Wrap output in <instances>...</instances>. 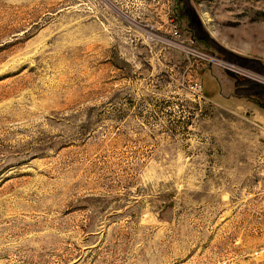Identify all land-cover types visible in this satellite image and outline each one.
<instances>
[{
    "label": "rangeland",
    "instance_id": "374dc122",
    "mask_svg": "<svg viewBox=\"0 0 264 264\" xmlns=\"http://www.w3.org/2000/svg\"><path fill=\"white\" fill-rule=\"evenodd\" d=\"M263 200L264 0H0V264H264Z\"/></svg>",
    "mask_w": 264,
    "mask_h": 264
},
{
    "label": "built area",
    "instance_id": "2783aa9c",
    "mask_svg": "<svg viewBox=\"0 0 264 264\" xmlns=\"http://www.w3.org/2000/svg\"><path fill=\"white\" fill-rule=\"evenodd\" d=\"M171 34L174 36V35H177L178 34V30H177V28H173L172 30H171Z\"/></svg>",
    "mask_w": 264,
    "mask_h": 264
},
{
    "label": "crops",
    "instance_id": "0c3cea01",
    "mask_svg": "<svg viewBox=\"0 0 264 264\" xmlns=\"http://www.w3.org/2000/svg\"><path fill=\"white\" fill-rule=\"evenodd\" d=\"M264 201V200H263ZM261 209H262V211H264V203H262V205L261 206H259ZM259 208V209H260ZM263 228H264V225H263Z\"/></svg>",
    "mask_w": 264,
    "mask_h": 264
}]
</instances>
